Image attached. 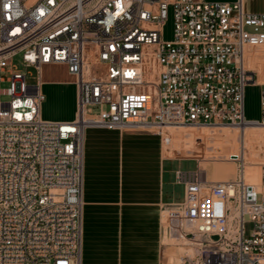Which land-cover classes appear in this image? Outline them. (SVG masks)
<instances>
[{
  "label": "built area",
  "instance_id": "obj_1",
  "mask_svg": "<svg viewBox=\"0 0 264 264\" xmlns=\"http://www.w3.org/2000/svg\"><path fill=\"white\" fill-rule=\"evenodd\" d=\"M263 47L264 11L244 0H0V264H81L87 128L157 132L168 146L178 127L264 126V79L248 65ZM45 65L76 82L75 119L42 117ZM255 82L256 120L244 110ZM234 161L227 180L199 159L176 171L185 197L167 209L194 249L177 264H264V171L251 183Z\"/></svg>",
  "mask_w": 264,
  "mask_h": 264
},
{
  "label": "crops",
  "instance_id": "obj_2",
  "mask_svg": "<svg viewBox=\"0 0 264 264\" xmlns=\"http://www.w3.org/2000/svg\"><path fill=\"white\" fill-rule=\"evenodd\" d=\"M248 65L257 69L251 63ZM69 81L66 66L45 65L41 81L44 101L47 98L45 90L51 96H58ZM76 115L75 96L70 113L48 120L71 121ZM211 130L175 129L172 143L164 146L162 136L157 132L103 127L86 129L81 264L180 262L181 254L177 248L186 247L176 243L172 234L169 235L165 224L167 211L164 210L183 201L174 197L171 187L173 182H181L176 177L178 169L174 172L175 181H172V173L166 164L172 160L200 158L208 177L224 180L233 176L235 167L224 161L228 159L229 163L236 164L235 156L242 154V136L240 134L238 149L227 154L219 149L217 130ZM206 149L210 152L207 153ZM181 184L184 185L185 197V184ZM173 242L175 246L171 245Z\"/></svg>",
  "mask_w": 264,
  "mask_h": 264
},
{
  "label": "rangeland",
  "instance_id": "obj_3",
  "mask_svg": "<svg viewBox=\"0 0 264 264\" xmlns=\"http://www.w3.org/2000/svg\"><path fill=\"white\" fill-rule=\"evenodd\" d=\"M216 1H228L232 2L235 0H216ZM245 9L247 11L250 10H256V11H264V0H244ZM175 23H174V17H173V11L170 9L168 20L166 21V24L164 26L163 30V39L165 40H172L174 38V32H175ZM249 62L255 67H257V70L259 71L260 79H264V47L260 49H256V51L249 53ZM13 62L18 65V67H22L19 56H16L13 59ZM32 74L36 73V70L34 68L29 69ZM1 75V72H0ZM70 80L67 82V84L62 88L60 94L58 96H51L49 95L46 90L45 94H47L46 100L43 102L42 105V112L41 115L44 119H49L51 117H61L65 116L67 113H70L71 106L74 101V97L77 98V84L74 82V79L69 75ZM30 81H36V79H30ZM7 81H0V88L7 86ZM7 100L6 95L0 94V102ZM244 110H245V117L247 119H259L261 118V88L259 82L255 83H249L245 87V96H244ZM234 126H224L223 129L217 130V143L219 146V149L222 153H234L239 146L240 142V132L237 129H234ZM256 132L252 139H251V146L252 150L254 151L253 161H250V163H253L252 166L255 165L254 168H258L261 175L264 171V128L263 129H254ZM213 131V130H211ZM212 132L209 134V140L211 141ZM257 137V138H256ZM258 139V140H257ZM253 140V141H252ZM211 144V143H209ZM165 148V147H164ZM258 151V152H257ZM206 152H210L206 149ZM201 160L200 158H196ZM210 162H213L211 159H207ZM228 162L226 164H233L235 167V173L233 176L225 178L224 180L231 179L235 177L237 164L235 163H229L228 159H226ZM166 166L169 168L171 174L172 181H175L174 178V172L176 169H183V170H195L197 168V160L195 159H188V160H172L166 164ZM259 166V167H258ZM210 170V169H209ZM210 177V176H209ZM211 178V177H210ZM213 179V178H211ZM214 180V179H213ZM222 180V179H220ZM172 191L173 195L177 200H183L184 199V185L178 182H173L172 184ZM163 220H164V213H163ZM176 225V224H175ZM164 227V223H163ZM172 228V230H170ZM246 235H250L252 230V224L246 223ZM169 230V235L171 234H179L177 231V228H173V226L170 224L167 228ZM174 229V230H173ZM177 243V242H176ZM171 245L175 246V243H171ZM181 245V244H179ZM177 246V245H176ZM183 246V245H182Z\"/></svg>",
  "mask_w": 264,
  "mask_h": 264
},
{
  "label": "bare ground",
  "instance_id": "obj_4",
  "mask_svg": "<svg viewBox=\"0 0 264 264\" xmlns=\"http://www.w3.org/2000/svg\"><path fill=\"white\" fill-rule=\"evenodd\" d=\"M223 127L224 126H213V127H200V128L219 130V129H223ZM234 127H235L234 129L239 130V132L242 136V154L240 156L243 157L245 160V164H246L245 176H246V179H247V181H249L251 183L259 185L261 183V176L262 175H261L260 171L258 170V168H254L255 165L252 166V164L255 163L252 159H253L254 154H256V153H254V151L252 150L251 139H252L253 135L256 133V132H254L255 131L254 129H260V128L263 129L264 126L260 125V124H251V125L247 124V125H243L241 127H239V126H234ZM200 128L178 127L176 129L181 130V131H186L189 129H200ZM250 161H253V163H250ZM164 211H167L165 214L166 227L168 228L169 225L171 224L173 226V228H175L176 226H175V222L172 221L171 211L169 209H165ZM172 237L175 240V242L186 247V248H180V247L177 248L179 253L181 254V256L186 254V253L193 254L194 249L191 246L185 245L187 243V240L184 237H182L181 235L176 234V233L172 234ZM178 260L181 261L180 256H179Z\"/></svg>",
  "mask_w": 264,
  "mask_h": 264
}]
</instances>
